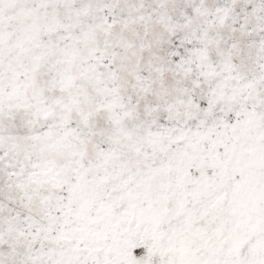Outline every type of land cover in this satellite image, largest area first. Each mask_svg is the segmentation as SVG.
Masks as SVG:
<instances>
[{"label": "snow or ice", "instance_id": "snow-or-ice-1", "mask_svg": "<svg viewBox=\"0 0 264 264\" xmlns=\"http://www.w3.org/2000/svg\"><path fill=\"white\" fill-rule=\"evenodd\" d=\"M0 264H264V0H0Z\"/></svg>", "mask_w": 264, "mask_h": 264}]
</instances>
